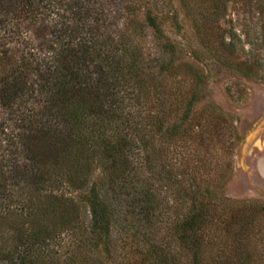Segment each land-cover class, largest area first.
I'll use <instances>...</instances> for the list:
<instances>
[{"label":"trees","instance_id":"1","mask_svg":"<svg viewBox=\"0 0 264 264\" xmlns=\"http://www.w3.org/2000/svg\"><path fill=\"white\" fill-rule=\"evenodd\" d=\"M221 1L212 0L217 17ZM105 4L0 0V113L11 114L0 125V202L11 179L10 189L42 195L32 208L0 205V263L264 264L256 222L264 204L231 203L202 189L195 163L187 171L184 140L199 134L188 121L198 92L173 122L159 77L172 67L173 43L169 60L159 58V72H150L128 35L107 31ZM146 5L144 20L158 30L166 15ZM221 41L233 54L232 41ZM181 65L202 85L199 71ZM196 148L190 159L198 161ZM96 170L102 177L94 182ZM161 190L173 196L170 211L161 212ZM59 246L69 250L59 255Z\"/></svg>","mask_w":264,"mask_h":264},{"label":"rangeland","instance_id":"2","mask_svg":"<svg viewBox=\"0 0 264 264\" xmlns=\"http://www.w3.org/2000/svg\"><path fill=\"white\" fill-rule=\"evenodd\" d=\"M105 3L110 14L107 31L128 35L129 43L139 50L144 64L151 66L150 72H159V58L169 60L172 56L169 44L173 43L176 52L172 67L161 73L162 77L159 75L167 97L166 107L176 110L171 116L173 122L184 115L186 102L194 91L198 92V98L189 110L188 121L199 134H196L195 141L184 140L187 171L191 173L192 162L195 163L202 189L216 190L217 196L227 198L231 203L249 200L257 208L263 205L264 176L259 162L264 158V14H260L264 0H223L217 4L220 8L218 17L212 0H105ZM146 3L150 6L156 4L159 13L166 15L158 30L144 20V7L140 6ZM171 14L176 15L177 22L169 18ZM208 30L210 33L205 36ZM221 40L232 41L233 54L221 48ZM42 52L47 53L48 49H42L41 56L44 55ZM180 62H188L192 69L199 71L202 85L196 86L193 75L182 65L181 68L175 67ZM156 104L151 109L158 111ZM8 117L11 114L2 110L0 125ZM10 130L8 128L7 133ZM3 138L5 135L0 136ZM194 146L199 152L198 161L197 158L190 159L194 155ZM21 162L19 159L17 164ZM101 177V172L96 170L92 181H99ZM6 183L8 198L0 205L7 203L10 211L21 209L25 201L31 208L38 205L41 194L31 189L23 193L17 186L10 189L12 179ZM62 191L66 195H79L67 188ZM159 193L161 197H167L161 212L170 211L168 207L173 204V196L164 190ZM188 205L186 201L183 210ZM126 206L122 201L119 208L125 210ZM256 214V222L264 229V215ZM118 229L113 231L115 237ZM155 229L158 236L166 237L167 229L161 219ZM68 247L59 246V255L69 250ZM261 251L264 255V249ZM59 255L55 254V258Z\"/></svg>","mask_w":264,"mask_h":264},{"label":"water","instance_id":"3","mask_svg":"<svg viewBox=\"0 0 264 264\" xmlns=\"http://www.w3.org/2000/svg\"><path fill=\"white\" fill-rule=\"evenodd\" d=\"M259 169L261 174L264 176V158H262L261 161L259 162Z\"/></svg>","mask_w":264,"mask_h":264}]
</instances>
